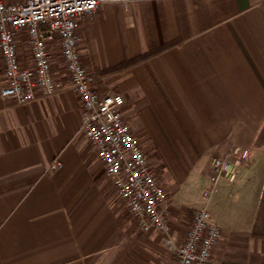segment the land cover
I'll return each mask as SVG.
<instances>
[{
	"label": "crops",
	"instance_id": "crops-1",
	"mask_svg": "<svg viewBox=\"0 0 264 264\" xmlns=\"http://www.w3.org/2000/svg\"><path fill=\"white\" fill-rule=\"evenodd\" d=\"M81 34L95 88L124 97L169 192L170 231L142 227L127 208L80 131L73 89L27 103L0 93V264H173L164 236L184 240L211 158L234 145L251 156L208 203L223 231L212 264H264V0L107 1ZM20 57L31 60L25 42ZM53 67L65 76L58 55ZM6 82L0 52V92Z\"/></svg>",
	"mask_w": 264,
	"mask_h": 264
},
{
	"label": "built area",
	"instance_id": "built-area-1",
	"mask_svg": "<svg viewBox=\"0 0 264 264\" xmlns=\"http://www.w3.org/2000/svg\"><path fill=\"white\" fill-rule=\"evenodd\" d=\"M107 1L126 5L135 0H0V52L7 78L0 93L3 98L27 103L73 89L82 102L80 131L94 146L127 208L142 227H154L167 234L169 192L122 113L124 97L119 93H100L95 88L94 74L82 60L81 25ZM23 42L31 53L26 64L20 57ZM56 55L65 69L62 78L57 77L53 67ZM250 156V149L234 145L228 155L211 158L208 183L202 192L203 205L193 211L184 240L178 243L171 236H164L174 255L173 264L213 263V252L223 231L208 203L221 180H237ZM60 166L56 159L50 169Z\"/></svg>",
	"mask_w": 264,
	"mask_h": 264
},
{
	"label": "trees",
	"instance_id": "trees-1",
	"mask_svg": "<svg viewBox=\"0 0 264 264\" xmlns=\"http://www.w3.org/2000/svg\"><path fill=\"white\" fill-rule=\"evenodd\" d=\"M167 46L168 45H162V46L154 47L153 49L142 53L138 57L129 60L128 62L122 64L121 66L126 65V64H131V63H134V62H136L138 60H142L144 58H147V57H149V56H151L153 54H156L157 52L161 51L162 49L166 48Z\"/></svg>",
	"mask_w": 264,
	"mask_h": 264
}]
</instances>
